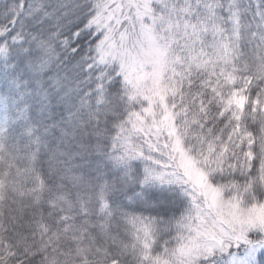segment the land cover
Listing matches in <instances>:
<instances>
[{"label": "snow or ice", "instance_id": "1", "mask_svg": "<svg viewBox=\"0 0 264 264\" xmlns=\"http://www.w3.org/2000/svg\"><path fill=\"white\" fill-rule=\"evenodd\" d=\"M0 264H264V0H0Z\"/></svg>", "mask_w": 264, "mask_h": 264}]
</instances>
